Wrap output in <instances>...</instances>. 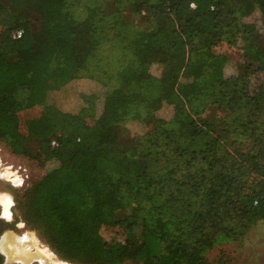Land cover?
<instances>
[{
  "label": "trees",
  "instance_id": "obj_1",
  "mask_svg": "<svg viewBox=\"0 0 264 264\" xmlns=\"http://www.w3.org/2000/svg\"><path fill=\"white\" fill-rule=\"evenodd\" d=\"M107 1L0 0V141L40 164L56 163L28 190L24 218L65 261L210 264L214 246L245 240L264 220V68L251 62L264 52V26L242 34L243 66L233 76H224L229 54L215 50L223 41L236 43L225 17L258 10L264 22V0H127L145 19L142 27L128 21L116 33H94L86 19L101 15ZM123 1L113 2L119 8ZM18 30L21 36L13 38ZM50 38L70 46L76 70L58 88L38 89L37 56L60 54ZM98 49L116 51L114 70L91 61ZM154 63L162 65L159 76L150 72ZM182 78L199 89L220 82L218 97L191 116L178 91ZM136 83H157L161 99L173 105L184 134L167 146L183 153L195 136L213 135L207 150L219 155L212 158L216 167L196 180L188 176L185 188L173 180L167 196L172 212L141 211L140 205L123 212L124 189L134 196L152 191L159 175L144 168L131 178L119 152H108L119 143L124 120L141 115L135 96L125 90ZM66 92L74 98L73 110L46 101ZM34 106L41 107L39 115L22 121L20 112ZM219 111L227 113L220 117ZM103 226L139 228L140 235L106 241Z\"/></svg>",
  "mask_w": 264,
  "mask_h": 264
},
{
  "label": "rangeland",
  "instance_id": "obj_2",
  "mask_svg": "<svg viewBox=\"0 0 264 264\" xmlns=\"http://www.w3.org/2000/svg\"><path fill=\"white\" fill-rule=\"evenodd\" d=\"M113 1H107L104 6V12L101 15L86 19L94 33L105 31L111 34L116 33L128 21L137 24L138 27H142L145 19H142V14L134 11L135 6L130 1L124 0L122 3L120 2L119 8H116ZM147 1L152 2L154 0ZM263 26L264 22L258 10H253L243 17H237L236 15H227L225 17L226 30L231 34L233 33L236 39L234 45L223 41L215 48L216 51L226 52L230 56L224 68L225 77L237 74L240 72L238 66H243L242 59L239 56L240 52L238 51L242 44V34H246L247 31H252L254 28L262 32ZM35 36L41 39L44 37V34L41 31H35ZM50 40L59 47L60 54L56 57H49L44 53L37 56V61L40 65V71L36 75V86L38 89L58 88L76 70L70 46L54 38H50ZM115 52L113 49H98L95 51V56L91 58V61H98L103 66L114 70L115 67L112 66L116 58H112V56ZM121 52L119 51V53ZM251 62L255 67L260 66L264 68V52L258 51L256 58L251 60ZM99 66L100 68L102 67L101 65H97L96 67ZM92 67H95V65L92 64ZM161 68L162 65L154 63L150 66V72L155 76H159ZM103 75L106 76L107 74L104 72ZM84 81L87 82L88 80ZM180 81L183 83H179L178 91L184 99V108L191 116L202 113L206 106L218 97L220 92V82L214 83L207 88L199 89L184 85L186 81L184 78ZM82 85L87 86V84L82 83L80 87ZM125 90L135 96V99L139 103L138 110L141 115L139 117H128L124 120L119 135L120 141L116 146L108 147V152L110 154L119 152L121 159H124V162L129 164L131 178L144 168H148L151 172H158L159 175L152 183L155 186L152 191L148 192L141 189L140 193L134 196L127 189H124L122 198L127 210L123 212H129L132 207L137 205L141 206V211L151 209L154 212H159V210L161 212H172L173 207L172 205H168L170 202L167 201V196L172 189L173 180L179 178L180 182H184V184H180V187L185 188L188 186L187 181L190 178L188 176H193L195 177L193 179L196 180L200 174L208 173L210 166L216 167L212 162V158L219 155L216 153L213 156L214 154L207 150V146L210 145L213 135L210 137L195 136L188 146L184 145L183 153L180 149L173 151L171 146L169 147L167 144L169 143L173 146L175 138L180 134L183 135L184 132L179 130V121L173 118L175 114L173 105L165 99H161L160 85L157 83H136L127 86ZM70 93L66 92L60 95L49 94L46 101L59 103L60 107H64V109L73 110L76 105H74V98ZM101 106L100 100L94 106L93 113L98 114L101 111ZM40 111V106L23 110L20 112L21 120L37 116ZM226 113L227 111H219L218 116L223 117ZM87 121L91 122L90 119ZM21 129L24 131L23 123H21ZM121 141H124V144ZM212 148H217V152L221 151V148L218 146L212 145ZM122 149L124 152L120 151ZM166 162L170 167L167 173L165 170ZM55 164L53 160L40 164L38 159L15 154L8 145L0 141V166L4 167V169L0 170V175L12 180L13 176L5 177L2 175L6 168L10 166L9 171H12L21 178V184L16 185H20L19 193L22 196L19 206L15 210L16 215L20 216L21 222H18L14 234L22 235L26 231L31 232L35 238L37 237L38 243L46 247L48 246L44 242L40 232L32 223L26 222L23 212L26 208L25 200L28 190ZM164 202L167 204L162 206ZM100 235L106 241L123 239L124 236L136 239L140 235V229L137 228L133 232H123L119 227L109 228L103 226L100 230ZM30 251L33 252L34 250L31 248ZM56 258L60 259L57 256ZM208 259L210 264H264V220L259 221L255 225L245 240L214 246L208 252ZM65 262L67 264H94L74 261ZM121 264L133 263L126 261Z\"/></svg>",
  "mask_w": 264,
  "mask_h": 264
},
{
  "label": "bare ground",
  "instance_id": "obj_3",
  "mask_svg": "<svg viewBox=\"0 0 264 264\" xmlns=\"http://www.w3.org/2000/svg\"><path fill=\"white\" fill-rule=\"evenodd\" d=\"M15 184H21V178L9 171L7 167L3 176H12ZM0 202L2 203V212L9 217V206L12 198L8 193H0ZM37 238V237H36ZM31 232H24L22 235H16L12 232H6L0 239V250L3 251L7 259H23L27 262L32 258L40 264H67V262L56 258L55 254L45 245H40L38 239ZM34 251L31 252L30 249ZM10 261V260H9ZM30 261V260H29ZM24 264V263H23Z\"/></svg>",
  "mask_w": 264,
  "mask_h": 264
},
{
  "label": "flooded vegetation",
  "instance_id": "obj_4",
  "mask_svg": "<svg viewBox=\"0 0 264 264\" xmlns=\"http://www.w3.org/2000/svg\"><path fill=\"white\" fill-rule=\"evenodd\" d=\"M8 168H10V166H8ZM2 169H4V167L0 166V170H2ZM10 172H12V171H10ZM12 176L14 177V175H12ZM13 177H12V180H10V179L4 178L0 175V193H6L7 192L8 194H10V196L12 198V203L9 206V212H10L9 217H7L2 212L3 206H2V203L0 202V239H1V236L6 232L15 233L14 231L16 230V227L18 226L17 225L18 222L19 221L21 222L20 216L16 215L15 210L19 206V202L21 200L22 195L20 196V193H19V186L20 185L15 184V182L13 181ZM23 263L24 264H40L37 260H34L33 258H32V260L28 259L27 262L23 261V259H17V258L15 260L14 259L13 260L7 259L5 253L0 250V264H23Z\"/></svg>",
  "mask_w": 264,
  "mask_h": 264
},
{
  "label": "built area",
  "instance_id": "obj_5",
  "mask_svg": "<svg viewBox=\"0 0 264 264\" xmlns=\"http://www.w3.org/2000/svg\"><path fill=\"white\" fill-rule=\"evenodd\" d=\"M21 33H22V31L21 30H18V31H16V32H14L12 34V37L13 38H19L21 36ZM52 143H54V142H52Z\"/></svg>",
  "mask_w": 264,
  "mask_h": 264
}]
</instances>
